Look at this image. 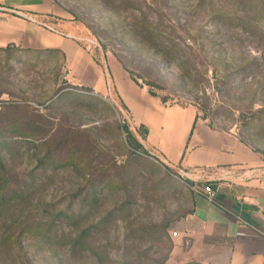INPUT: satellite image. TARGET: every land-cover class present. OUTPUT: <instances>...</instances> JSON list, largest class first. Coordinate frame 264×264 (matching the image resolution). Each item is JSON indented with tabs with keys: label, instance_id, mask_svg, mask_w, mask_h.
<instances>
[{
	"label": "rangeland",
	"instance_id": "1",
	"mask_svg": "<svg viewBox=\"0 0 264 264\" xmlns=\"http://www.w3.org/2000/svg\"><path fill=\"white\" fill-rule=\"evenodd\" d=\"M7 6L264 152V0H0ZM127 131L140 144L116 92L80 85L58 52L0 48V264L185 259L170 240L187 187Z\"/></svg>",
	"mask_w": 264,
	"mask_h": 264
},
{
	"label": "crops",
	"instance_id": "2",
	"mask_svg": "<svg viewBox=\"0 0 264 264\" xmlns=\"http://www.w3.org/2000/svg\"><path fill=\"white\" fill-rule=\"evenodd\" d=\"M12 7H0V48L56 51L80 85L101 93L112 88L140 145L187 187L189 206L173 221L177 234L170 240V251H186L179 264H264V152L200 119L190 105H166L117 62L107 72L76 39L40 29ZM194 185L210 186L213 202L194 193Z\"/></svg>",
	"mask_w": 264,
	"mask_h": 264
},
{
	"label": "built area",
	"instance_id": "3",
	"mask_svg": "<svg viewBox=\"0 0 264 264\" xmlns=\"http://www.w3.org/2000/svg\"><path fill=\"white\" fill-rule=\"evenodd\" d=\"M32 21V19H29ZM49 28V27H47ZM49 30H53L52 28H49ZM192 191L196 194H199L205 198L209 203L213 202L214 199V193L211 189L210 186H204V187H199V185H194L192 187ZM173 236H176V233H173Z\"/></svg>",
	"mask_w": 264,
	"mask_h": 264
},
{
	"label": "trees",
	"instance_id": "4",
	"mask_svg": "<svg viewBox=\"0 0 264 264\" xmlns=\"http://www.w3.org/2000/svg\"><path fill=\"white\" fill-rule=\"evenodd\" d=\"M56 52V51H55ZM127 136L136 144L137 147H142L140 144L136 143L135 139L132 137V135L127 131ZM186 264H194V263H186Z\"/></svg>",
	"mask_w": 264,
	"mask_h": 264
}]
</instances>
